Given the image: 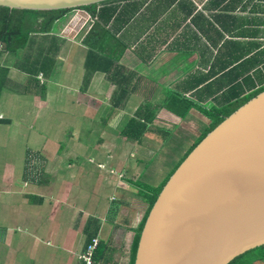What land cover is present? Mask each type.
<instances>
[{"label":"crops","instance_id":"0c3cea01","mask_svg":"<svg viewBox=\"0 0 264 264\" xmlns=\"http://www.w3.org/2000/svg\"><path fill=\"white\" fill-rule=\"evenodd\" d=\"M0 68V264H83L94 237V264H129L148 188L164 184L140 182L146 158L178 137L191 147L213 107L264 84V0L74 10ZM131 119L150 120L139 141Z\"/></svg>","mask_w":264,"mask_h":264},{"label":"water","instance_id":"95a60500","mask_svg":"<svg viewBox=\"0 0 264 264\" xmlns=\"http://www.w3.org/2000/svg\"><path fill=\"white\" fill-rule=\"evenodd\" d=\"M113 0H0V8L54 12ZM264 245V91L225 117L158 195L134 264H230Z\"/></svg>","mask_w":264,"mask_h":264},{"label":"trees","instance_id":"16d2710c","mask_svg":"<svg viewBox=\"0 0 264 264\" xmlns=\"http://www.w3.org/2000/svg\"><path fill=\"white\" fill-rule=\"evenodd\" d=\"M117 1L120 0H113L100 5H94L91 7L81 8L78 10L95 12V10L98 7L104 8ZM73 11L74 10H63V11H54V12H34V11H18V10H9L7 8H0V45L1 47H3L2 44H4L5 46L3 48L6 51L25 48L28 46V42H29L28 37L30 34L32 35L37 33H49L51 27L54 25L55 22L62 20L63 17H65L67 14ZM100 16H101V12L99 13V17ZM108 16H109L108 18L112 20L115 16V12L109 14ZM20 39H22V41H20L18 45L14 46L15 42L19 41ZM1 84L2 83H0V85ZM263 91H264V84H261L260 86H256V84H254V88L239 87L236 95L237 99H235V101H233L232 103H227V105H223L221 107V111L223 112L222 115H215L217 108L212 109L210 111V114L214 113V115H210V114L206 115L211 120L210 125L200 135L197 142H194L189 152L186 153L184 158H182L181 161L177 164L174 171L178 169V167L184 162V159L192 151V149L206 136L207 133L213 130L225 117L229 116L240 106H242L251 98L255 97L257 94H260ZM221 111H217V113L220 114ZM149 124H150V120L146 122H142L136 119H131L125 125V129H124L125 136L129 140L139 141L142 138V136L149 130V126H148ZM173 172L170 174V176L175 173ZM169 177L168 179L170 180L172 176L170 178ZM167 180L165 182H167ZM164 186H166L165 183L162 186H159V188L157 189L148 188L150 192V197L147 202L148 210L142 219L140 227L136 232L133 248H132L131 260L129 264H134L135 253L137 250V245L141 230L144 226L149 211L153 207L160 192H162V190L164 189ZM230 264H264V245L258 246L250 251H246L245 253L237 256L236 259H234Z\"/></svg>","mask_w":264,"mask_h":264},{"label":"rangeland","instance_id":"374dc122","mask_svg":"<svg viewBox=\"0 0 264 264\" xmlns=\"http://www.w3.org/2000/svg\"><path fill=\"white\" fill-rule=\"evenodd\" d=\"M31 36L32 35L30 34L29 37H28V41L30 40ZM20 41H22V39H20L19 41H16L15 44L13 42L14 46L15 45H18V43ZM52 43H54V42L52 41ZM2 46L4 47L5 45L2 44ZM3 47H2V49H4ZM16 50H18V49H16ZM4 51H6V50L4 49L3 51L0 52V54L3 53ZM15 61L17 62V59L16 58L14 59V62ZM48 61H49V59L46 60V65H49L50 64V61L49 62ZM258 75H260V74L257 73V76ZM7 81H8L7 79H5L3 81V72H2V68H0V83H2V82L5 83ZM224 105H227V104H224ZM222 106L221 105H217V107H213V108H217V111H221V107ZM206 108H209V106H206ZM217 111H216V114L215 115H222L223 114L222 111H221L220 114H218ZM210 115H214V114H210ZM76 128L77 127H75V126H68V127H66V130L69 129V131H72V130H74ZM99 134H100V130L99 129H95L93 131V136H98ZM65 135L66 136H63V139H66L68 137H71L72 134L70 132H68ZM80 137L82 139L81 145H85L86 142H87V140L88 141L93 140V138H91V136H88L86 129L80 130ZM69 140L70 139H68V141ZM98 140H99L98 138L97 139H94L95 145L97 144L96 142ZM197 140L198 139H195V140L190 141V139H187L188 142H197ZM181 143H182V145H181ZM91 144H92V142H91ZM70 145H72V143H70ZM185 145H186V142H184V138L178 137L177 139L172 140V145L170 147H167L166 149H164L162 151H159L158 156H155V153L154 154L153 153L150 154L146 158V164H147L146 167H144L145 166L144 165L143 168H142V170H141V172H140V182L142 183V182H147V181L150 182V181H152L153 182L152 184L165 183V185H166V183L169 180L168 177L174 171L172 168L175 166V163L178 161V159L181 156V155H179V152H182V151H188L189 152V150L192 147V146L191 147H186ZM184 156L185 155H183L182 158H184ZM66 157H68V154L66 155ZM102 168L103 167L100 166V170ZM160 179H164V180L160 181ZM166 180H167V182H165Z\"/></svg>","mask_w":264,"mask_h":264},{"label":"built area","instance_id":"2783aa9c","mask_svg":"<svg viewBox=\"0 0 264 264\" xmlns=\"http://www.w3.org/2000/svg\"><path fill=\"white\" fill-rule=\"evenodd\" d=\"M114 174L113 172L111 173ZM100 245L99 237H94L87 244L85 252L79 256L83 264H94V255Z\"/></svg>","mask_w":264,"mask_h":264}]
</instances>
